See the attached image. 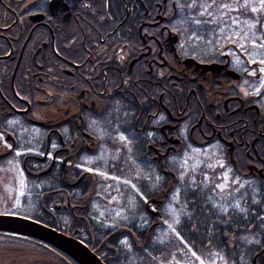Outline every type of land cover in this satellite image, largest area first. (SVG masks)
Masks as SVG:
<instances>
[{
    "label": "flooded vegetation",
    "instance_id": "1",
    "mask_svg": "<svg viewBox=\"0 0 264 264\" xmlns=\"http://www.w3.org/2000/svg\"><path fill=\"white\" fill-rule=\"evenodd\" d=\"M184 1L0 0V225L37 222L105 264L115 251L126 264L148 246L161 254L172 236L211 263L223 247L203 258L184 238L261 225L237 264H264L263 96L227 46L192 42ZM192 150L208 154L196 183L179 165ZM106 178L135 186L124 183L135 205L110 226L96 209L117 195ZM219 186L227 211L212 201ZM0 264L77 263L0 228Z\"/></svg>",
    "mask_w": 264,
    "mask_h": 264
},
{
    "label": "rangeland",
    "instance_id": "2",
    "mask_svg": "<svg viewBox=\"0 0 264 264\" xmlns=\"http://www.w3.org/2000/svg\"><path fill=\"white\" fill-rule=\"evenodd\" d=\"M193 10L195 13L198 10V16H195L193 12V27L195 29L208 30L209 39L193 34L192 42L207 48L210 46V49L213 50L227 46L229 49L227 53L236 57L240 65L253 69L252 74L255 77L254 88L258 93L262 94V103L264 105V32L260 33L258 30L259 18L255 19L252 14H249L253 12L257 14V17L262 16L264 25V0H203L200 3H195ZM207 158L208 154L203 150H192L191 154H184L179 160L180 169L185 171L184 176L192 175L196 183L199 180L198 177L203 174V167L207 166ZM99 173L107 177L102 171H99ZM107 180L109 182L102 186L103 190L106 193L109 190H114L117 195L115 197H112V195V198H109L108 201L102 199L97 201L96 209L100 211L104 223L107 222L106 226H110L112 223L125 218L128 210L134 208L135 205L134 200L127 201V205H125L126 200L124 198H128V195L125 193L124 197L120 195V192H123L124 183H126V189L130 188L134 192L135 186L131 182L127 183L126 180L124 183L117 180ZM205 180H209L207 176H205ZM222 192L224 190L219 186L215 193L216 196L212 197V201L217 204L216 207L220 210L222 209L221 211H227L231 207V203L225 204L222 201L224 198ZM101 205L104 207L102 208ZM172 214L174 220L167 227V231H163V239L166 238L165 235L174 234L173 226L178 217L181 216L179 211L177 215L174 212ZM98 218L100 219L101 217L99 216ZM105 218L108 220L105 221ZM183 243L185 244V242ZM186 247L188 246L186 245ZM187 249L192 252L189 247ZM192 254L194 253L192 252ZM190 256L187 253H183L182 258L175 256L166 264H229L223 257H215L214 261L206 263L198 256L196 259Z\"/></svg>",
    "mask_w": 264,
    "mask_h": 264
},
{
    "label": "trees",
    "instance_id": "3",
    "mask_svg": "<svg viewBox=\"0 0 264 264\" xmlns=\"http://www.w3.org/2000/svg\"><path fill=\"white\" fill-rule=\"evenodd\" d=\"M203 0H185L183 2V5L185 6L186 11L184 12L187 16H190L193 10V6L195 3H200ZM191 11V12H190ZM194 15L198 16V10H193ZM249 14H252L253 18L257 19L259 18V24H258V30L260 33L264 32V25H263V17L259 16L257 17V14H254L253 12H250ZM192 34L200 35L201 37H204L205 39H209V32L205 29H195L193 27L192 23ZM187 222V219L185 220ZM261 225L251 227L249 224H241V225H234V224H227L224 227L226 239L225 241H216V240H210L207 241L206 239L201 240H193L190 237H185L184 239L186 242L203 258H205V255L209 253L208 244L210 247L217 246L218 248L224 249V256L225 260L229 264H237L238 262V251L240 249H243V252L245 254V257L250 259L251 257V248L245 249L246 245L243 244L248 241L251 234H255L257 231L261 229ZM203 225L198 226L197 229L202 233L204 237V233L202 231ZM215 232L217 235L222 233V229L220 227H217ZM249 236V237H248ZM112 240V239H111ZM249 243V242H248ZM246 250V251H245ZM189 254V251L185 247V245L177 238L172 236V239H169L167 242L163 244V248L161 251V254L157 252V249L154 245L148 246L147 251L144 253V255L141 257L139 262L137 264H159V261L162 262H169L172 260V258L176 255V257H181L183 253ZM115 253V254H114ZM112 252L111 254L117 259L116 264H126V260L124 259V255L119 252L116 253Z\"/></svg>",
    "mask_w": 264,
    "mask_h": 264
},
{
    "label": "water",
    "instance_id": "4",
    "mask_svg": "<svg viewBox=\"0 0 264 264\" xmlns=\"http://www.w3.org/2000/svg\"><path fill=\"white\" fill-rule=\"evenodd\" d=\"M0 228L8 233L25 236L50 245L64 252L77 264H105L82 242L37 222L12 218L7 221L3 220Z\"/></svg>",
    "mask_w": 264,
    "mask_h": 264
}]
</instances>
